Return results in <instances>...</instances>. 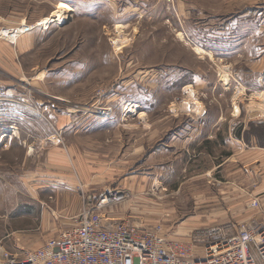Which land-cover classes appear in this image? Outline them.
Returning <instances> with one entry per match:
<instances>
[{
	"label": "rangeland",
	"instance_id": "obj_1",
	"mask_svg": "<svg viewBox=\"0 0 264 264\" xmlns=\"http://www.w3.org/2000/svg\"><path fill=\"white\" fill-rule=\"evenodd\" d=\"M63 3L71 12L33 28ZM11 12L24 24L0 32L34 38L20 59L32 115L25 145L0 160V262L110 191L119 203L94 216L196 235L195 255L205 229L259 225L249 204L264 197V0H0V16Z\"/></svg>",
	"mask_w": 264,
	"mask_h": 264
},
{
	"label": "built area",
	"instance_id": "obj_2",
	"mask_svg": "<svg viewBox=\"0 0 264 264\" xmlns=\"http://www.w3.org/2000/svg\"><path fill=\"white\" fill-rule=\"evenodd\" d=\"M108 192L96 209L83 207L73 227L44 241L22 258L5 253L0 264H264V208L252 198L249 208L261 216L259 225L225 223L203 230L201 254L188 242L168 240L159 227L128 228L108 224L93 213L120 201ZM198 237L199 234H197Z\"/></svg>",
	"mask_w": 264,
	"mask_h": 264
},
{
	"label": "crops",
	"instance_id": "obj_3",
	"mask_svg": "<svg viewBox=\"0 0 264 264\" xmlns=\"http://www.w3.org/2000/svg\"><path fill=\"white\" fill-rule=\"evenodd\" d=\"M8 16L7 18L0 16L1 23L10 24L14 19L16 22L20 21L23 25L26 20V17L22 18L20 13L11 12ZM15 31L2 32L13 34ZM33 48L34 38L30 32L22 35V38H18L17 40H10L0 36V160L4 159V154L6 153H8L7 155L10 154L13 159L15 157L13 153L20 151L22 145H25L22 144V132L25 135H29L31 131L29 126V120H31L32 115L30 101L29 105L22 104V67L20 59L22 55L29 54ZM31 82L32 79H29L26 83L23 82V86L26 88L24 93L30 92ZM32 117L35 118V116ZM27 118L28 122L26 120ZM22 121H26L28 127L22 128ZM2 165L4 164L0 161V168H2ZM0 176H5V173L0 171ZM0 184H2L0 188L5 189L8 182L0 178ZM258 195L260 193L255 194L254 197ZM261 205L264 208V197L261 198Z\"/></svg>",
	"mask_w": 264,
	"mask_h": 264
},
{
	"label": "bare ground",
	"instance_id": "obj_4",
	"mask_svg": "<svg viewBox=\"0 0 264 264\" xmlns=\"http://www.w3.org/2000/svg\"><path fill=\"white\" fill-rule=\"evenodd\" d=\"M56 11L55 12H53V13H51V15L50 16H48V17H46V18H44V19H40L41 21H39L37 24H35V26H33V28H37V27H42V26H47V25H49V24H53V23H55V22H58V21H60V19L62 18V16H65V14L66 13H69V12H71V8L68 6V5H66V4H59V6H57L56 7ZM64 19V18H63ZM63 23V22H62ZM24 28H26V27H24ZM31 28V27H30ZM117 28V27H116ZM118 29H119V27H118ZM117 29V30H118ZM120 32V31H119ZM18 34L20 35L21 33H20V29H18V30H16L13 34L12 33H5V32H1L0 33V36L1 37H4V38H8V39H10V40H17V36H18ZM120 42V41H119ZM119 44H118V41H117V44H116V47L115 48H117V49H119ZM193 51L196 53V54H201V53H203V51L200 49V48H197V47H195V48H193ZM222 76H224V75H222ZM189 89V88H188ZM192 94V93H191ZM187 97H188V95H187ZM261 97V96H260ZM191 108V107H190ZM235 109H236V107H235ZM236 111V110H235Z\"/></svg>",
	"mask_w": 264,
	"mask_h": 264
},
{
	"label": "trees",
	"instance_id": "obj_5",
	"mask_svg": "<svg viewBox=\"0 0 264 264\" xmlns=\"http://www.w3.org/2000/svg\"><path fill=\"white\" fill-rule=\"evenodd\" d=\"M258 139V141H259V138H257ZM262 147H264V144L262 145Z\"/></svg>",
	"mask_w": 264,
	"mask_h": 264
}]
</instances>
